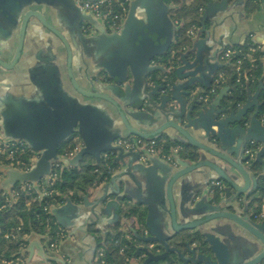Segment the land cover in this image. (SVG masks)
Returning <instances> with one entry per match:
<instances>
[{
	"label": "crops",
	"instance_id": "obj_1",
	"mask_svg": "<svg viewBox=\"0 0 264 264\" xmlns=\"http://www.w3.org/2000/svg\"><path fill=\"white\" fill-rule=\"evenodd\" d=\"M131 2H134L137 9L143 4L155 8L158 4V0H130V4ZM27 9L40 12L67 40L71 50L70 73L80 88L90 90L93 87L100 92L108 94L124 111L128 110L125 107L128 102H138L141 100L145 90L143 86H134L131 77H129L128 81L122 83V92L120 94L109 87L108 83L111 84L112 81L104 83L101 81L106 79L104 63L109 60L114 44L108 36L112 32L106 30L97 19L95 23L87 22L82 19L86 16V12L83 10L78 11L56 0H31ZM128 11L122 21L121 27L125 22ZM205 11L204 30L201 29V25L196 28L195 33L189 36L190 44L185 46L182 51L193 50L187 56V59L192 61L196 58L195 65L190 69L193 72V75L190 77L193 86L186 108H189L192 101L198 99L196 96L200 91L208 89L213 84L214 77L221 68L220 65L224 64L220 59V54L224 47L241 45L246 41L264 45V0H210L203 9L202 14ZM23 14L24 12L19 16L18 23L12 26L5 23L0 17V59L5 62H13L15 58L20 39ZM86 25L89 28L85 32L83 27ZM102 27L105 31H103ZM173 28L175 31L176 25L174 22ZM197 29H199L198 34H196ZM154 64L156 63L154 62ZM101 73L104 75L101 76ZM147 77H149V74ZM171 80L174 82L184 81L178 80L175 72ZM152 86L153 83L148 85L146 91H149ZM262 86H264V69L259 83L251 87L249 86L251 94L257 92V100ZM62 93L75 97L83 103L92 104L97 108L100 119L105 127V132L107 134L115 133L120 135L113 141V145L116 144L118 138L130 136L113 104L106 100L82 96L75 90L70 81L67 52L63 42L36 18L31 17L24 30L20 55L17 61L10 68L0 66V108H3V105L7 106L6 101L7 103L9 102L10 106L18 104L25 106V111H33L42 105L48 107L49 101L58 100ZM173 93L179 95L177 90H173ZM179 97L183 96L180 95ZM158 112H156V116L154 115L155 120L149 126L141 125L132 118L128 117V119L135 128L148 131L167 120L168 116L164 117L161 112ZM169 119L174 121L177 120V117L176 115H169ZM0 123L2 127L0 128V138H10L7 136V132L3 130L2 116H0ZM187 129L198 140L212 146L211 141L207 140L204 132L201 131V127L194 128L189 126ZM175 134V130L169 127L156 137H165L166 141L182 146L183 142L170 137ZM77 147L79 150L81 141L78 142ZM77 151L69 157L59 156V158L61 160L72 159ZM104 153H101L100 158L104 156ZM197 154L198 159L191 160L181 157L177 152L174 155V160L177 156L187 160L189 163L200 159H210L222 166L232 176H240L228 163L223 162L220 158L200 149H197ZM116 155L117 153L114 152V156ZM230 156L235 158L234 154ZM236 157L241 159L242 154L238 151V156ZM37 159H34L33 164ZM94 160L96 161L95 158ZM124 160V163L117 160L115 167L111 169L110 176L95 189L83 193L80 201L75 203L67 199L61 204L50 207L49 210L53 221L63 230V236L60 238L56 250L50 252L46 248L47 237L45 235L30 233L26 236V244L21 250L23 255L20 258L24 259L25 264H95V250L105 233L118 228L125 231L127 227L119 215L120 203L123 202L124 197L129 202L145 210L144 230L137 232L133 229V235L139 241L137 247L146 245L136 234L139 236L143 235L147 230L145 220L149 208L154 222L159 229L162 222L166 221L170 223V204L166 195L167 183L164 182L162 188L155 193L149 174L142 168V166L150 165L152 163L151 160L142 162L139 159H135L134 155H130ZM259 171L260 168L257 167L256 172L258 173ZM157 173L160 175L159 170H157ZM257 176L261 175L258 173ZM214 179H218L215 172L208 166H201L174 182L172 199L178 222L184 221L180 214V209L184 201L196 189L202 190L209 200L216 199L215 201H217L220 199V195L214 197L213 193L208 192L210 182ZM0 188L7 191L11 188L6 173H4L0 180ZM54 208H61L57 213L58 219L55 214L51 213ZM127 223L129 228H134L137 225L133 216L127 219ZM225 223L224 219H215L208 225L213 227L215 234L222 237L220 228ZM169 233L171 231L168 233L164 231L163 234ZM189 233L186 230L181 231L171 238L169 243L173 245ZM130 234L126 233L125 236L130 238ZM252 254H256V251L253 250L250 255ZM141 255L144 256V253L142 252ZM241 255L242 252L240 253ZM43 256L51 259L45 260L42 258ZM241 257L244 259V255ZM129 264H138L137 258L132 257L129 260ZM157 264L167 263L160 261Z\"/></svg>",
	"mask_w": 264,
	"mask_h": 264
},
{
	"label": "water",
	"instance_id": "obj_2",
	"mask_svg": "<svg viewBox=\"0 0 264 264\" xmlns=\"http://www.w3.org/2000/svg\"><path fill=\"white\" fill-rule=\"evenodd\" d=\"M56 1L80 11V8L76 5V0ZM30 2L31 0H0L1 12L9 16L14 25L18 23L19 16L24 12L15 58L10 64L0 59L2 66L9 68L17 61L20 55L24 30L29 19L34 17L63 42L67 52L68 73L75 90L82 96L106 100L113 104L128 134L147 139L158 136L165 129L172 127L176 134L171 135V138L180 140L183 143H189L197 149L224 160L240 176L245 177L249 176L248 170L242 162L245 157L242 156L239 159L236 156H238V148H244V146L253 143L258 147L254 162L261 164L264 169V117L258 116L260 103L257 100V92L251 94L248 84L246 85L247 99L238 108H232V104H229V107L221 105V100L229 91L228 85L221 87L208 105L195 107V102L192 101L189 108H186L193 86L190 78L193 72L190 69L196 63V58L192 61L187 59V56L193 51L188 49L185 52H180L179 63L173 68L177 79L184 81L174 82L169 79L167 83L168 91L161 88L162 84L153 83L152 88L146 91L148 85L152 84L148 82L147 77L150 72L168 70L162 64H154L155 57L168 50L174 34L173 22L168 15L170 6L163 0H158L156 8L143 4L137 9L134 2H131L121 29L108 35L112 39L114 48L110 53L109 60L104 63L106 79L101 81L103 83L112 81L111 84L108 83L109 87L120 94L122 92V83L128 81L129 77H131L134 86H143L145 90L144 96L140 101L128 102L125 105L128 109L126 111L108 94L100 92L93 87L90 90H83L76 84L69 69L71 50L67 40L40 12L27 9ZM85 14L86 16L82 19L91 23L96 22V19L90 14ZM205 16L206 11L202 14L200 20L202 30H204ZM103 31H105L104 28ZM198 33L199 29H197L196 34ZM223 65L221 64L220 66ZM173 90H177L179 95H175ZM180 95L183 97H179ZM252 108L254 110L250 113ZM157 111L161 112L164 117H168L167 120L152 130L137 129L132 126L128 119L129 117L138 121L141 125L149 126L155 120L154 115H157ZM21 114L22 116L16 118L2 116L3 130L7 132V136L10 138L27 142L30 148L39 151L40 155L36 162L26 171L13 168L3 169L8 176L10 187L18 182L36 183L49 175L52 160H60L64 165H73L84 154H90L98 162L102 152H116L117 155L113 156V162L120 160L124 163V159L130 155H134L135 159H138L137 152L132 150L125 151L121 146L112 144L120 135L115 133L107 134L105 132V127L95 106L83 103L75 97L66 95V93H62L58 100L49 101L48 107L42 105L33 111L24 110ZM169 115H176L177 120L169 119ZM189 126L194 128L201 127V131L204 132L206 139L211 141L212 146L201 142L193 136L187 129ZM73 133L79 135L81 147L72 159L61 160L57 153L58 145ZM231 154H234L235 158L231 157ZM149 160L152 163L148 166H142V168L149 174L155 193L162 188L164 182L167 183L166 195L170 204V223L162 222V229L161 226L159 229L154 222L150 208L148 209L145 220L147 230L143 235L139 236L136 234L141 241L146 243V245L137 247L145 256L141 264L158 263L160 261H165L167 264H229L228 259H223L218 251V248L223 247L222 242L206 231L208 224L215 219L231 220L262 241V250L250 255L247 258L248 260L242 264H259L264 259V223L251 224L235 212L227 210L226 208L231 205L230 203H228L229 206L227 205V207L224 205L225 200L231 196V189L235 191L240 189L232 178V174L210 159H200L189 163L187 160L177 156L174 164H167L155 157H151ZM201 166H208L215 172L217 178L223 179L228 184L226 193L215 201L216 199L209 200L202 190L196 189L184 201L180 209V214L184 221L178 222L172 199L174 182ZM157 170L160 171V175H158ZM60 209L54 208L51 211L57 219V213ZM184 230L190 233L171 245L169 240ZM164 231L166 233L171 231V233L165 235L163 234ZM146 232L148 233L147 235ZM151 243L161 246V251L152 252L148 246ZM42 258L45 260L51 259L46 256Z\"/></svg>",
	"mask_w": 264,
	"mask_h": 264
},
{
	"label": "trees",
	"instance_id": "obj_3",
	"mask_svg": "<svg viewBox=\"0 0 264 264\" xmlns=\"http://www.w3.org/2000/svg\"><path fill=\"white\" fill-rule=\"evenodd\" d=\"M209 1L164 0L170 6L168 13L176 25V29L168 50L154 59L156 64H162L169 69L167 71L155 70L150 72L148 77L150 83H160L162 84L161 88L168 91L167 83L174 75L173 68L179 63L180 52L183 51L185 46L190 44L188 31L200 26V16ZM251 44L253 42L246 41L236 46L246 49ZM260 56L261 53H255L256 59H259ZM260 62L257 63L255 68L247 71V77L243 84L235 82V76L232 74L230 64L221 66L219 71H224L227 76L223 85L229 86L227 95L221 100L222 106L229 107L228 105L232 104V108L235 109L246 101L248 96L246 85L248 84L250 87L257 85L262 76L264 60H260ZM100 75L103 76L102 73ZM204 91H200V93ZM258 100L260 103L258 116L264 117V86L258 93ZM194 102L195 107L210 103V101L203 102L198 99H195ZM157 138L166 140L162 136ZM79 141H81L79 135L73 133L58 145V155L68 154L78 145ZM252 148H257V145ZM178 153L184 158L198 159L197 148L189 143L182 144V149ZM113 156L114 152H107V156L101 157L96 162L92 156L84 154L78 163L73 165H64L60 160H53L56 164L51 166L50 172L52 174L56 173L57 177L52 184L42 178L36 183L18 182L8 191L0 189V264L2 259L14 260L23 255L21 250L26 244V236L30 233L47 234L51 241L59 239V236H56L59 228L54 223L53 217L47 211V208L61 204L67 199L75 203L80 201L83 193L95 189L110 176L111 169L116 164L112 161ZM35 158L33 150L25 146L21 141L7 146L0 139V180L4 175V167L26 171L32 166ZM255 166L256 168L259 167V163L256 162ZM43 189L50 193L39 197V192ZM10 192L15 194H13L11 200L6 201L5 196L9 195ZM261 193L259 200L264 196V190ZM257 209H259V206L255 210L257 211ZM119 215L127 227L125 231L118 228L105 233L95 250V264H101L102 258L105 260L103 264H129V260L132 257L137 258V262L140 264L145 257L141 255V250L137 248L139 241L133 235V229L137 232L144 230L145 210L129 202L124 197L123 202L120 203ZM131 216L137 222L134 228L128 227L127 219ZM126 233H131V237L127 238L125 236ZM99 252H104V256L100 257ZM153 252H156L155 249H153ZM150 264H157V262H151Z\"/></svg>",
	"mask_w": 264,
	"mask_h": 264
},
{
	"label": "built area",
	"instance_id": "obj_4",
	"mask_svg": "<svg viewBox=\"0 0 264 264\" xmlns=\"http://www.w3.org/2000/svg\"><path fill=\"white\" fill-rule=\"evenodd\" d=\"M130 4V0H76V5L83 10L84 12L90 14L92 17L97 19L101 25L110 32H118L121 29L122 21L128 11V7ZM89 26L86 25L83 27V30L88 31ZM195 33V29H190L188 31L189 35H193ZM255 53H261L259 59L255 57ZM220 59L224 64H230L232 67V74L235 76V82L238 84H243L247 77V71L253 69L257 66V63L260 60H264V45L253 43L249 45L246 49L238 48L237 46H226L222 49L220 54ZM261 63V62H260ZM227 76L224 71H218L215 75L213 84L204 92L199 93L197 95L198 100L203 102H209L212 98L218 93L219 89L225 85L224 82ZM2 142H4L7 146L14 145L16 142L23 143L25 146H29V144L21 139L15 138H0ZM116 145L121 146L124 150H132L138 153V159L142 162H147L151 157L158 158L166 163L174 164V155L182 149V146L177 143L168 142L164 139H158L156 136L150 137L147 139L141 138L136 135H130L127 137H121L116 140ZM250 146L246 149L245 152L249 154V156H254L258 150L254 147L255 144L251 143ZM32 149V148H31ZM33 150V149H32ZM78 150L76 146L71 152L64 157L71 156L74 152ZM37 159L40 155V152L37 150H33ZM107 156V152L103 154ZM18 162V161H17ZM33 164V163H32ZM56 164L51 161V166ZM29 169V168H28ZM26 169V170H28ZM56 173H49V175L45 176V181L49 184H52L56 179ZM30 187V185H28ZM50 193L46 190H41L39 192V197ZM13 192H10L9 195L5 196V200H11L13 198ZM262 210H264V205H262ZM50 207L47 208V211L50 213ZM254 217L259 220L258 222L264 223V212H256L254 213ZM59 228V227H58ZM8 236V235H6ZM46 238V248L50 252H54L57 248V244L60 238L63 236V230L59 228L56 232V236H59V239L49 240L48 235H45ZM153 244H150L151 247ZM99 256L103 257L104 252H99ZM101 264L105 263V260L101 259ZM1 264H25L23 258H16L14 260H6L2 259ZM260 264H264V259Z\"/></svg>",
	"mask_w": 264,
	"mask_h": 264
},
{
	"label": "flooded vegetation",
	"instance_id": "obj_5",
	"mask_svg": "<svg viewBox=\"0 0 264 264\" xmlns=\"http://www.w3.org/2000/svg\"><path fill=\"white\" fill-rule=\"evenodd\" d=\"M0 17L7 23L8 25H14L12 20H10V17L6 14L2 13L0 10ZM22 24V22H21ZM20 33H21V27H20ZM5 62V61H4ZM11 63V62H6ZM0 66H2L0 64ZM4 68H7L5 66H2ZM10 68V67H9ZM104 75V74H103ZM7 106H2L3 108H0V116L5 117H12L15 118L18 116H22L21 113L24 112L25 106H21L18 104L15 105H9V102L7 103ZM17 115V116H15ZM12 117V118H14ZM0 128L1 123H0ZM250 145L244 146V148L240 147L238 148V151L242 154V156L245 157L243 164L248 170L249 176H232L234 181L238 184L240 189L238 191H235L231 189V196L229 199L225 200L224 205L227 207L228 203L231 205L227 207L226 209L235 212L240 217L245 218L248 222L251 224L253 223H259L256 221V218L254 217L255 213V203L260 198V195L262 194V190H264V176H257V174H264V169L262 165H259L260 171L256 172V162L255 155L249 156V154L246 151V149ZM236 172V170H235ZM237 173V172H236ZM240 175V174H239ZM211 181V180H210ZM228 188V184L221 178H218L217 180H212L210 182V188L208 190L209 193H213L214 197L216 195H220L219 197H223L225 195V191ZM230 188V187H229ZM226 223L220 228L222 231V237L218 236L217 234H211L215 236L214 238H218L222 244L223 247L218 248L219 254L224 259H228L229 264H242L243 262L247 261V256L250 255V253L254 250L257 252H260L263 248V243L261 240L257 239L254 235H252L250 232L246 231L244 228H242L239 224L224 219ZM149 246V245H148ZM240 247V248H239ZM150 250L155 249V253L161 251V246L157 244H153L151 247H149ZM242 252V255H244V259L240 256V253ZM243 260V261H242Z\"/></svg>",
	"mask_w": 264,
	"mask_h": 264
},
{
	"label": "rangeland",
	"instance_id": "obj_6",
	"mask_svg": "<svg viewBox=\"0 0 264 264\" xmlns=\"http://www.w3.org/2000/svg\"><path fill=\"white\" fill-rule=\"evenodd\" d=\"M221 160H222V159H221ZM222 161L224 162V160H222ZM5 169H10V168H8V167H4V170H5ZM260 175H264V174H260ZM217 196H219V195H217ZM262 205H264V196L262 197V199H260V200L258 199V201L255 203V208H256L257 206H259V209H257L256 212H259V211H260V212H264V210L261 211V209H262V207H263ZM256 221L258 222L259 220L256 219ZM259 223H262V222H259ZM206 230H207L208 232H210V233L212 232L213 234H215V232H213V227L210 226V225L207 226ZM260 263H261V262H260ZM260 263H259V264H260ZM140 264H141V263H140Z\"/></svg>",
	"mask_w": 264,
	"mask_h": 264
}]
</instances>
